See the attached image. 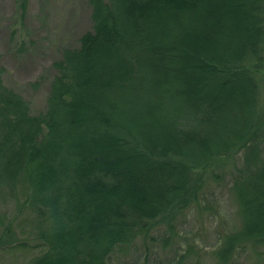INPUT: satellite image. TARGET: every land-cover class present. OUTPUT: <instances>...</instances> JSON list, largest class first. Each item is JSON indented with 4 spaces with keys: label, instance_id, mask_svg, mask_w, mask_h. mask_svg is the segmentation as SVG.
I'll return each instance as SVG.
<instances>
[{
    "label": "trees",
    "instance_id": "trees-1",
    "mask_svg": "<svg viewBox=\"0 0 264 264\" xmlns=\"http://www.w3.org/2000/svg\"><path fill=\"white\" fill-rule=\"evenodd\" d=\"M86 3L90 30L61 48L43 113L30 114L0 66V205L36 217L21 238L12 213H0V253L35 242L41 254L29 264H109L114 251L172 229L177 212L201 201L208 165L249 147L232 177L238 229L218 236L210 256L264 260V161L251 168L247 63L259 55L264 0ZM15 7L23 23L29 0Z\"/></svg>",
    "mask_w": 264,
    "mask_h": 264
},
{
    "label": "rangeland",
    "instance_id": "rangeland-1",
    "mask_svg": "<svg viewBox=\"0 0 264 264\" xmlns=\"http://www.w3.org/2000/svg\"><path fill=\"white\" fill-rule=\"evenodd\" d=\"M16 1L0 0L2 79L7 88L27 101L30 114L38 115L46 109L50 83L57 75L52 64L59 59L61 48L76 47L80 36L90 30L89 8L86 0H29V12L22 23L14 17ZM258 49L259 55L247 62L255 63L252 83L256 91L249 127L254 133L251 141L258 149V161L251 167L254 170L264 161V36ZM248 148L233 149L223 159L208 165L203 174L201 201L177 212L174 219L178 223L172 229L162 225L154 234L153 242L150 238L145 242L139 239L136 250L114 251L109 264H169L175 253L187 256L184 264H215L210 256L212 251L221 247L225 233L238 229L232 177L245 170L244 154ZM8 200L13 198L9 196ZM14 204L0 205V213H12L13 229L23 238L31 232L36 217L30 216L34 215L30 211L19 213ZM218 236H221L220 241ZM34 244L29 242L27 252L0 253V264H29L41 254L31 246ZM237 264H264V260L249 252L238 255Z\"/></svg>",
    "mask_w": 264,
    "mask_h": 264
}]
</instances>
